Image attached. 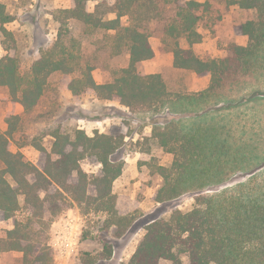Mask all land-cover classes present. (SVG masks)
<instances>
[{"label": "trees", "instance_id": "trees-1", "mask_svg": "<svg viewBox=\"0 0 264 264\" xmlns=\"http://www.w3.org/2000/svg\"><path fill=\"white\" fill-rule=\"evenodd\" d=\"M70 1L71 8L59 11L64 21L72 22L65 24L113 32L111 54L125 53L128 65L118 70L112 81L99 84L93 76L95 65L79 53V41L67 39V33L59 30L56 41L43 49L23 74L15 35L7 29L15 19L0 1L1 45L6 51L0 58V88L24 109L23 114L8 115V130L0 135V222L13 225L0 238V253H22V264H55L51 226L74 206L84 215L101 214L103 231L115 229L116 238L123 237L135 222L133 215L123 211L128 198L114 192L115 182L125 170L120 154L126 133L89 136L79 128H53L47 133L53 138L50 147L38 136L28 137L20 145L33 146L41 153L38 164L11 150L12 140L23 129V117L34 114L52 90L54 98L50 97L51 102L35 121L51 119L60 108V92L68 90L77 103L92 95L119 103L132 114L166 111L144 138L172 156L169 165H159L155 171L161 183L154 201L165 204L186 194L195 196L192 210L175 209L169 218L148 224L135 253L124 264H160L163 260L172 264H264V182L226 184L234 174L247 171L245 165L256 155L233 135L232 117L221 115L238 105L226 95L233 85L264 69V0ZM91 1H97L94 11H90ZM214 1L252 11L255 17L234 27L236 35L248 37L246 46L233 42L227 57L206 60L193 47L204 40L199 24L211 12ZM166 4L172 6L158 28L164 43L171 47L174 68L209 76L205 91L170 94L161 74H146L142 69L143 63L155 56L149 26L162 16L159 9H165ZM124 18H128L127 24ZM182 40L188 48L182 47ZM86 158L101 165L97 175L83 170L81 162ZM101 243L103 250L97 255L83 253L82 263L112 258V245L104 238Z\"/></svg>", "mask_w": 264, "mask_h": 264}, {"label": "rangeland", "instance_id": "rangeland-1", "mask_svg": "<svg viewBox=\"0 0 264 264\" xmlns=\"http://www.w3.org/2000/svg\"><path fill=\"white\" fill-rule=\"evenodd\" d=\"M0 1L6 5L8 12L15 19L7 25V29L15 35L17 55L23 74L28 73L31 64L40 56V52L56 41L59 30L67 33L65 35L67 39L74 38L79 41L81 45L79 53L84 60L95 65L93 76L98 83L112 81L117 71L128 65V57L125 53L111 54L113 32L93 31L77 26L71 28L72 25L65 24L72 22L64 21L59 11L71 8L70 0ZM97 1H91L90 11H94ZM197 1L205 2L206 0ZM161 4L163 5L162 2ZM169 6L172 5L166 4L165 9H159L162 16L155 21L156 23L149 26V32L153 35L161 34L158 27L164 23ZM254 17L252 11L242 10L239 6L227 7L223 2L214 1L211 12L203 17L199 29L207 35H218L221 39L216 41L204 36L201 44L207 49L202 48L201 52L210 53L209 51H212L204 59H214L227 54L229 45L234 40L233 27ZM123 22L127 24L128 18H124ZM168 41L170 42L169 39ZM181 43L185 46L186 42L182 40ZM160 49L170 51L171 47L163 40V47ZM5 55L6 51L1 45L0 35V58ZM166 71L169 84L172 85L178 79L189 81L191 78V72ZM239 82L234 84L231 91L226 94L238 105L230 111H222L221 115L232 117L233 135L236 136V139L247 143L248 148L253 149L252 154L258 158L255 159V156L250 159L245 165L247 171L234 174L226 183L228 186H235L251 180L264 182V69L258 70ZM54 95V91H49L43 105L34 114L23 117V129L12 140L11 150L22 152L27 160L38 164L42 158L41 153L33 146L28 145L20 148V145L26 143L28 137L38 136L44 145L50 147L53 138L47 133L53 128H60L64 131L79 128L89 136H93L96 132L119 131V133H126L128 135L126 145L120 154V158L122 157V160L125 161L124 176L121 179L123 183H117L114 186V192L128 198V201L123 204V211L130 213L135 218L129 231L123 237L116 238L113 236L115 229L110 232L103 231L104 217L101 214L84 215L78 206L68 209L55 219L50 230V244L55 252V264H84L82 263L83 253L97 255L103 250L102 238L112 245L113 255L110 260L100 261L97 264L127 263L143 239L148 224L156 219L169 218L175 209L188 212L195 205L193 194H186L165 204H158L154 201V195L161 183V178L155 175V171L159 165H169L172 156L157 147L153 141H147L144 138L152 132V123L163 120L166 111H160L158 114L153 112L132 114L119 103L101 101L92 95L84 96L80 103H77L73 101L70 91L63 90L57 100L60 108L56 115L51 119H41L36 122L35 116L45 111L46 106L51 102L50 97ZM253 95L259 96L250 98ZM23 112L24 109L20 104L11 101L6 89L0 88V135L5 134L8 130V115L23 114ZM81 165L90 176L97 175L101 169V165L91 158L84 159ZM90 192L94 194V189L91 188ZM68 219L73 221L77 239L73 250L61 253L59 235ZM8 226L12 227V222H0V238L6 236ZM22 256V253L19 252L0 253L4 264H22ZM182 260L186 262L187 258L182 257ZM160 264L172 263L163 260Z\"/></svg>", "mask_w": 264, "mask_h": 264}, {"label": "crops", "instance_id": "crops-1", "mask_svg": "<svg viewBox=\"0 0 264 264\" xmlns=\"http://www.w3.org/2000/svg\"><path fill=\"white\" fill-rule=\"evenodd\" d=\"M234 27H233V32H234ZM199 32L203 36H206L207 39L213 38L216 41L221 39V37L218 35H214V36L207 35V33H204L200 29H199ZM233 39H234L233 40L234 43H237L238 45H241V46H246L248 44V40H249L247 36L236 35L235 32H234ZM150 44L154 50L155 56L153 59L145 61L142 65V69L146 74H161L164 78V81L167 85V90L170 94L192 95V94L200 93V92L208 89V87L210 85V79L211 78L209 76L199 77L198 75H196L193 72L190 73L191 78L189 81L183 80V79H178L177 81H175L176 82L175 84H173V85L169 84L168 72L166 70H171L173 72H179V73L189 72V71H183V70H178V69L174 68V55L171 52V50L170 51H164L162 49L163 50V52H162V50L160 49V47H163V36L161 34L160 35H153L151 33ZM182 47L188 48L187 43H185V46H183V44H182ZM202 48L207 49V47H205L201 43L196 44L193 47L195 53L199 57L204 59L205 56L211 54L212 51H209L210 53H207L206 51H204V53H202L201 52ZM217 52L222 53L221 51H217ZM227 56H228V53L224 54L223 56H220L218 58H225ZM127 57L129 58V56H127ZM211 57H213V56H211ZM102 83H106V82H102ZM102 83H99V84H102ZM123 176H124V174L115 182L114 186H116L117 183H119V182L123 183L121 181ZM114 191H115V189H114ZM12 227H13V225H12ZM12 227L8 226V230H11ZM0 264H4L3 261L1 260V258H0Z\"/></svg>", "mask_w": 264, "mask_h": 264}, {"label": "built area", "instance_id": "built-area-1", "mask_svg": "<svg viewBox=\"0 0 264 264\" xmlns=\"http://www.w3.org/2000/svg\"><path fill=\"white\" fill-rule=\"evenodd\" d=\"M73 221L68 219L65 223L64 229L59 235L60 251L61 253H68L74 248V243L77 239L74 232Z\"/></svg>", "mask_w": 264, "mask_h": 264}]
</instances>
